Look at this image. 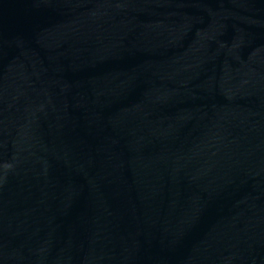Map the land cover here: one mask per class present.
<instances>
[{
  "label": "water",
  "instance_id": "95a60500",
  "mask_svg": "<svg viewBox=\"0 0 264 264\" xmlns=\"http://www.w3.org/2000/svg\"><path fill=\"white\" fill-rule=\"evenodd\" d=\"M0 264H264V0H0Z\"/></svg>",
  "mask_w": 264,
  "mask_h": 264
}]
</instances>
